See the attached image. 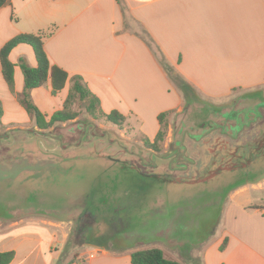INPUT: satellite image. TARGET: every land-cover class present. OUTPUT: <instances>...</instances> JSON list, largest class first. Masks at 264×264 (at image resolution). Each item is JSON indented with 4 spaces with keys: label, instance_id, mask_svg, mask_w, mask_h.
Listing matches in <instances>:
<instances>
[{
    "label": "crops",
    "instance_id": "obj_1",
    "mask_svg": "<svg viewBox=\"0 0 264 264\" xmlns=\"http://www.w3.org/2000/svg\"><path fill=\"white\" fill-rule=\"evenodd\" d=\"M19 34L43 35L50 65L69 76L59 94L79 77L104 113L115 111L144 123L148 112L156 123L150 138L159 128L157 117L182 104L181 92L175 91L173 106L164 105L165 97L172 99L164 92L172 84L170 73L199 99L212 103L235 93L264 91V0H9L0 8V49ZM9 61L14 65L13 92L0 67V121L23 125L30 115L19 103L24 88L19 62L33 68L35 58L29 46L19 45ZM46 84L45 96L51 98L50 83ZM148 88L163 92L158 103H147L138 92ZM39 91L30 93L35 107L40 106ZM64 100L65 94L57 107L52 102L41 113L51 116ZM253 185L234 189L230 198ZM245 212L210 239L215 228L187 258L167 259L180 264H264V212ZM58 227L47 220L10 222L0 228V253H13L9 264H58ZM136 251L140 250L95 247L66 264H131Z\"/></svg>",
    "mask_w": 264,
    "mask_h": 264
},
{
    "label": "flooded vegetation",
    "instance_id": "obj_2",
    "mask_svg": "<svg viewBox=\"0 0 264 264\" xmlns=\"http://www.w3.org/2000/svg\"><path fill=\"white\" fill-rule=\"evenodd\" d=\"M261 92L244 95V99L236 94L229 101L213 102L217 109L210 119L199 120L196 125L192 122L184 125L185 129L177 130V136L167 146L168 155L159 151L154 138L151 143L144 141L143 151L140 150L151 156L143 166L145 170L125 164L136 153L130 151L131 147L119 144V140L111 143L108 135L103 139L86 128L76 127L63 132L62 141L48 133L35 134L34 141L42 143L43 137L50 142L49 146L31 148V152L37 153L35 156L42 158H34L32 165H27L9 183L15 179V184L26 191L28 202L40 203L41 210L36 215L44 219L52 217L55 211L57 221L66 218L65 214H59L78 204L82 206L80 213H88L94 224L98 219L103 221V211L109 213L116 219L96 229L101 233L98 247L107 248V241L113 246L116 231L123 229L124 221L127 223L137 215L139 204L154 190L196 194L209 188L237 189L264 181V93ZM75 119L55 122L46 129L35 126L37 132H46L53 125H65ZM6 132L0 142H10L16 131ZM29 134L25 132L31 140L33 137ZM66 138L74 142L66 143ZM7 146L13 150L12 144ZM111 147L113 151H109ZM114 165L119 166V172L113 170ZM7 214L0 213V217H11ZM93 227L96 225L87 230L89 241L92 232L96 233Z\"/></svg>",
    "mask_w": 264,
    "mask_h": 264
},
{
    "label": "rangeland",
    "instance_id": "obj_3",
    "mask_svg": "<svg viewBox=\"0 0 264 264\" xmlns=\"http://www.w3.org/2000/svg\"><path fill=\"white\" fill-rule=\"evenodd\" d=\"M170 75L172 78V84L169 88L166 87L164 92L165 94L171 93L172 99L169 101V99L165 97L164 105L169 107L173 106L175 91L181 92L182 104L177 110L167 112L153 137L156 147L164 155H168V153H165L167 151V146L174 136H177L178 129H185L184 125H190L192 122H194L193 125H196L199 120L203 119L206 121L210 119L213 110L217 109L214 108L215 105H212V102L199 99L192 91L186 88L187 86H185L186 89L184 87L180 89L177 83L181 80L172 75V73H170ZM74 82V80L70 81L69 89L65 91V93L62 91L60 94L57 93L54 96L51 95V98L45 96L44 93L48 91L49 86L47 84L43 85L41 87L42 91L37 92L40 106L36 108L39 112H42L47 108L48 104L52 106V102L53 107H57L61 97L65 94L64 103L68 101L65 110L66 112L75 114V122L66 123L65 125L56 124L46 130V132H37L39 130L35 126V119L33 116H29L30 121L23 123V125L7 126L3 125L0 121V138L5 136L4 133L6 131L10 130L11 132H17L12 134L10 142H0V213L2 215L9 213L7 215L11 216L5 218L0 217V228L10 222H16L18 225L40 220L57 223L59 225L57 228L59 242L58 248L60 249L58 264L75 262L78 258L81 259L87 254H84L87 249L98 247V239L101 236V233L97 232L96 229L99 227L104 228L103 226L106 222H110L116 218L103 211V221L98 219V222L94 224L92 218H88L90 217L88 216V213H80L82 206L79 204L69 206L70 211L72 210L74 212L67 210L64 213L59 214V216L62 214L67 216L66 218L64 217L58 220L59 223L57 219H55V209V212H53L55 214L49 218L46 217L44 219L42 215L43 218L36 215L38 211L41 210L40 203L34 205V202H28L26 191H23L19 185L15 184L17 176L24 172V168L27 167V165H32V160L34 158H42L40 156H35L37 153L31 152L30 149L34 146H39V148L49 146L50 142L48 143V140L43 137H41L42 143H39L36 140L34 141L35 134L45 136V133H48L62 141L63 137L61 135L63 132L71 129V127H76L80 130L86 128V130L91 132L92 135L103 139L108 135L109 138L112 139L111 143L118 142L119 140L121 141L118 142L119 144L125 146V148L131 147L130 151L136 153L126 160L124 162L125 164H128L135 169L142 168V170H145L143 166L147 164V159L151 156L146 152H141L143 142L150 141L151 143V139L153 138L150 137L156 130V123L153 118L151 119V117H149L150 114L148 112L145 114V117H143L144 123H141L138 119L129 117L124 118V122L120 126L109 123L100 114V112L104 113L105 111L99 109L96 105L94 106L93 115L89 114L86 110V103L81 101L79 96L73 91ZM138 92L141 93L140 95L143 98H147L146 102L149 104L158 103L160 97L159 93H163L160 90H149V88L148 90H141ZM30 93L31 91L26 94L29 95V99L31 100ZM261 93H264V91ZM235 94L239 95V98L242 97V99H244V95L249 93ZM234 96L235 95L231 97L234 98ZM23 97V94L19 96V103ZM235 99L237 98L235 97ZM226 100L229 101L230 99L227 98L223 101ZM231 106L232 105L228 106V108ZM62 108L60 110H62ZM144 111H146V109ZM10 117L12 116H7V120ZM48 119L49 117L47 120ZM25 132L30 133L29 136H32L33 138L31 140L28 139ZM157 135L160 138L157 139ZM64 140L66 143L74 142L71 138H66ZM28 141H31V144H23L28 143ZM88 141H91V139H88ZM8 144H12L13 150L11 147L7 146ZM113 150V147L109 148V151ZM113 170L119 172V166L114 165ZM26 173H29V171H26ZM14 176L16 177L10 184V179ZM123 187L124 185L121 186L120 189H123ZM14 190L16 191L14 192ZM233 190L234 188L227 190L222 187L216 189L209 188L208 190L206 189L196 194H193L194 192L192 191H188L183 195H180L179 190L172 191L171 193L166 191V189L164 191H159L158 189L154 190L146 196L141 204H139L137 215L130 218L127 223L124 221V224L122 225L123 229L120 228L116 231L115 239L112 242L113 246L107 241V248L115 249L124 247L136 248V250L157 248L163 252V255L166 258L177 257L185 259L188 257V253L192 248H200L199 245H201L202 242L197 244L191 243L189 234L191 232L198 233L200 231L201 226H199V223L201 221L204 226L211 222L215 224L214 228L216 229L210 239H216L219 237L221 229L228 225L234 217L237 218L238 221L241 220V218L244 217L242 214L244 211L248 214H251L253 210H261V212H264V181L254 184L253 187H247L245 193L238 198L234 197L231 199L230 193ZM222 192L225 196L222 197L217 195V193ZM121 193L122 191L120 194ZM214 193L215 196H217L216 198H214ZM6 207H8V209H5ZM65 208L68 207L66 206ZM78 213L80 214V217L77 216ZM76 218L79 220L77 221ZM254 220L257 222L260 221L258 217H255ZM174 222L182 223L174 225ZM92 225H96V228L93 227L96 230V233L92 232L93 234L90 236L91 241H89L87 239L89 233L87 230L92 227ZM174 233H182V236H175ZM199 234L200 238L205 237L203 232H199ZM197 258L200 261L202 260V253L200 250L197 254ZM188 260L194 261L191 260V258ZM198 260H196L197 263H199Z\"/></svg>",
    "mask_w": 264,
    "mask_h": 264
},
{
    "label": "trees",
    "instance_id": "obj_4",
    "mask_svg": "<svg viewBox=\"0 0 264 264\" xmlns=\"http://www.w3.org/2000/svg\"><path fill=\"white\" fill-rule=\"evenodd\" d=\"M9 3V0H0V8ZM19 45H27L31 48L34 58H35V67H28L23 61L19 62V67L23 74L24 79V88H23V99L20 100V104L25 108L26 112L33 116L35 119V125L39 129H46L51 124L55 122H65L73 117L75 114L66 112V101L63 103L62 110L54 112L51 116L42 114L37 110L33 105L32 101L29 99L27 92L31 90L39 89L47 82L50 83L51 95L59 93L64 89L66 82L69 78L68 74L59 69L56 66H51L49 60L43 49V35L42 34H19L13 37L11 40L6 42L0 49V67L2 77L9 89L13 92V74H14V65L9 61L10 52ZM74 80L73 91L79 96L80 100L86 103V110L89 114L93 115L94 106L99 107L98 99L90 94V92L83 86L81 79L79 77L72 78ZM178 87L185 88V84L180 81L177 83ZM187 88V87H186ZM185 88V89H186ZM100 114L111 124L120 126L124 122V117L119 113L113 111L109 114ZM167 113H162L157 117L159 125H161L162 119ZM2 111L0 109V116ZM49 117V122H46V119ZM160 138L157 135V139ZM225 246V241L220 246V250ZM13 258V253H0V264H9ZM131 264H180L176 261L169 260L165 258L163 252L157 248H151L146 250H140L133 252L131 254Z\"/></svg>",
    "mask_w": 264,
    "mask_h": 264
},
{
    "label": "water",
    "instance_id": "obj_5",
    "mask_svg": "<svg viewBox=\"0 0 264 264\" xmlns=\"http://www.w3.org/2000/svg\"><path fill=\"white\" fill-rule=\"evenodd\" d=\"M217 195L218 196H225L224 195V193L222 192V193H217ZM214 196H215V193H214ZM217 196H215L214 198H216ZM213 198V197H212ZM179 217H181V216H179ZM178 217V218H179ZM182 218V217H181ZM182 222H174V225H177V224H181ZM216 224H217V222H216ZM214 223L213 222H211V223H208V224H206L205 226H204V224H202V221L199 223V226H201V228H200V231L199 232H203L204 233V235H205V237H201L200 238V234H199V232L198 233H196V232H191L190 234H189V239H190V242L191 243H195V244H197V243H201V242H203V241H205L211 234H212V232L214 231ZM204 226V227H203ZM175 234V236H178V235H180V236H182V233L181 234H177V233H174ZM128 247H131V246H128ZM122 248H124V247H122Z\"/></svg>",
    "mask_w": 264,
    "mask_h": 264
}]
</instances>
